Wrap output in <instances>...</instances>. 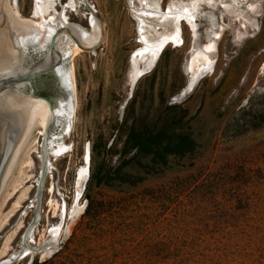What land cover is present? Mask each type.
I'll list each match as a JSON object with an SVG mask.
<instances>
[{"label":"rangeland","instance_id":"obj_1","mask_svg":"<svg viewBox=\"0 0 264 264\" xmlns=\"http://www.w3.org/2000/svg\"><path fill=\"white\" fill-rule=\"evenodd\" d=\"M139 1L89 0L104 31L95 50L74 57L77 108L61 233L86 154L92 179L76 230L43 264H264V0H161L163 9L194 2L196 37L183 20L182 45H167L133 86L131 57L142 43L131 4ZM61 2L59 12L68 0ZM34 8L35 0H6L7 12ZM67 14L89 27L83 0ZM218 31L213 72L181 96L192 56ZM178 135L194 146L174 152ZM56 177L44 180L38 242L59 214ZM35 186L0 192V261L21 248ZM10 264L41 263L27 255Z\"/></svg>","mask_w":264,"mask_h":264},{"label":"water","instance_id":"obj_2","mask_svg":"<svg viewBox=\"0 0 264 264\" xmlns=\"http://www.w3.org/2000/svg\"><path fill=\"white\" fill-rule=\"evenodd\" d=\"M83 3L94 10L89 0ZM66 18L67 12H6V0H0V192L16 183L36 184L20 240L27 254L17 253L0 264L27 255L43 264L76 230L91 183L88 157L77 168L73 206L61 233L65 219L63 170L75 126L64 38ZM49 174L57 176L54 195L59 214L47 227L45 240L38 242L41 192Z\"/></svg>","mask_w":264,"mask_h":264},{"label":"bare ground","instance_id":"obj_3","mask_svg":"<svg viewBox=\"0 0 264 264\" xmlns=\"http://www.w3.org/2000/svg\"><path fill=\"white\" fill-rule=\"evenodd\" d=\"M55 4L56 0H35L34 11L59 12L56 10ZM81 4L82 0H68L60 12H67L68 8L78 11ZM131 6L134 9V15L138 21L139 41L142 43L131 57L130 76L134 86L143 74L152 69L159 54L167 45H182L183 20L190 23L193 28L194 36L196 37L195 19L197 16V9L194 2H184L180 4L173 2L166 9H163L161 7V0H140L138 5L131 4ZM89 11V27L86 28L79 23L71 22L68 14L65 24L64 38L68 59L70 60L74 115L77 108V81L74 57L81 52L83 48L95 50L96 47L100 45L103 38L104 27L102 20L98 17L95 10L89 9ZM221 34L222 33L218 31L214 38L205 44L202 51L192 56L189 65L192 77L190 76V82L181 91V96L186 95L192 90L196 80L202 76L204 72H213L214 60L212 54L217 49V41ZM86 155V158H88L89 154ZM20 252L23 254L26 251L22 248L19 252L11 253L5 259L17 257V253L19 254ZM2 253H5V251Z\"/></svg>","mask_w":264,"mask_h":264},{"label":"trees","instance_id":"obj_4","mask_svg":"<svg viewBox=\"0 0 264 264\" xmlns=\"http://www.w3.org/2000/svg\"><path fill=\"white\" fill-rule=\"evenodd\" d=\"M44 95H46V96H49L48 94H44ZM178 141L176 142V145L175 144H173L172 142V138L170 139V140H168V141H166V144H165V146L163 147V149L165 148V151L168 153H172L173 151V149H169V148H171V146L172 145H175V147H176V151H174V152H176V153H183V152H185V151H187L188 150V146L186 145V142H187V144L188 143H190V144H192V146H194V141H192V139L189 137V136H186V135H178ZM146 141H147V137H144V138H142L141 140H140V143H134V145L136 146V150H137V148H141L142 149V151H143V147L145 146V143H146ZM161 145V144H160ZM160 145H158V146H160ZM141 151V150H140ZM127 161H122V162H120V165L116 168L118 171H121L126 165H127V163H126ZM166 163V162H165ZM164 163V164H165ZM93 178H94V181L96 182V183H102L103 182V178L102 177H100L99 176V173H97V174H94L93 175ZM126 182H128V183H135L136 181H131L130 179H127L126 177H125V179H124Z\"/></svg>","mask_w":264,"mask_h":264}]
</instances>
